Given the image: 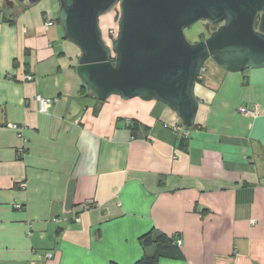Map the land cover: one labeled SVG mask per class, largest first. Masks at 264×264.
Returning <instances> with one entry per match:
<instances>
[{
	"label": "crops",
	"instance_id": "0c3cea01",
	"mask_svg": "<svg viewBox=\"0 0 264 264\" xmlns=\"http://www.w3.org/2000/svg\"><path fill=\"white\" fill-rule=\"evenodd\" d=\"M58 9L17 3L0 23V264H137L156 251L157 264H264V69L204 67L186 137L160 102L98 104ZM146 235L170 241L145 249Z\"/></svg>",
	"mask_w": 264,
	"mask_h": 264
},
{
	"label": "water",
	"instance_id": "95a60500",
	"mask_svg": "<svg viewBox=\"0 0 264 264\" xmlns=\"http://www.w3.org/2000/svg\"><path fill=\"white\" fill-rule=\"evenodd\" d=\"M41 0H18L36 4ZM9 11L15 2L4 0ZM58 20L80 48L77 73L100 102L113 96L157 101L182 126H195V88L212 59L230 73L264 69V0H59ZM120 4L118 37L104 40L100 18ZM199 22L218 25L191 43L185 30Z\"/></svg>",
	"mask_w": 264,
	"mask_h": 264
},
{
	"label": "built area",
	"instance_id": "2783aa9c",
	"mask_svg": "<svg viewBox=\"0 0 264 264\" xmlns=\"http://www.w3.org/2000/svg\"><path fill=\"white\" fill-rule=\"evenodd\" d=\"M120 11H121L120 4H117V5L114 7V9L111 11V13L113 12V14H115V19H116V17L119 15ZM116 22H117V21H116ZM55 24H56V20H54L53 18H50V17L46 20V23H45V25H46L47 28H49L50 26L55 25ZM116 24H117V25H116L115 27H113L112 29H110V31H109L110 45H111L112 42L118 37V34H119V26H118V22H117ZM204 70H205V69H203V71H204ZM33 79H34L33 75H30V74H29V75L26 76V80H27V81H32ZM36 100H37V102H38L39 105H40V112H41V113H48L49 110H50V108L52 107L53 102H52L51 100H49V99L44 98V97L41 96V95H38V96L36 97ZM240 111H241L242 113H244V114H248V115H250V116H252V117H255V116L258 115V113H257L256 110L249 109V108H246V107H242V108L240 109ZM125 125H126L128 128H130V127L132 126V121L129 120V119L126 120V121H125ZM7 127H8L9 129H12V130L16 131V132L18 133V138H19L20 140H22L24 144H27V143H28V139H27V138L25 137V135H24V131H23L24 129H23L22 126L17 125V124H9V125H7ZM173 130H174L175 132L183 131L184 135H185L186 137H188V129L185 128V127H183V126H179V127H178V126H174V127H173ZM25 152H26V147H21V148L19 149V154H20V155H24ZM22 186H23V187H26V184H22ZM16 208H17V209H22V206H21V205H16ZM177 244L180 245V244H181V241H180V240L177 241ZM48 256L51 257L50 254H49Z\"/></svg>",
	"mask_w": 264,
	"mask_h": 264
},
{
	"label": "trees",
	"instance_id": "16d2710c",
	"mask_svg": "<svg viewBox=\"0 0 264 264\" xmlns=\"http://www.w3.org/2000/svg\"><path fill=\"white\" fill-rule=\"evenodd\" d=\"M5 8L6 9H3V8L0 7V23H10V24H12L13 21H14V20H12V18H13V15L12 14L13 13L11 11H9V9L6 6H5ZM58 22H59V20H58ZM115 26H116V22L114 23V25H111L106 30L105 33L102 32L103 33L104 40L109 45H110L109 31H110V29H112ZM214 30H216V28L212 29V31H214ZM204 39H205L204 36H201V38H200L199 41L204 40ZM197 83H202L201 78L198 79V82ZM83 89L89 90L91 92V90L88 87H86V86H84ZM92 95L96 98V96L93 93H92ZM98 104H103V102H100L98 100ZM136 124H137L136 122H133L132 121V126L130 128L131 129L134 128V126H136ZM182 146L185 147L186 145L183 143ZM169 241H170L169 238L166 237L165 235H159V236H157L155 238H153L151 235H146V236H144V237L141 238V243H142V245L144 246L145 249H148L150 246H153V245H157L159 247H161V246L163 247L164 246L163 244H166ZM160 256H161V253L159 251H156V253L154 255L145 256V258L142 259L137 264H157ZM112 264H114V263H112Z\"/></svg>",
	"mask_w": 264,
	"mask_h": 264
},
{
	"label": "rangeland",
	"instance_id": "374dc122",
	"mask_svg": "<svg viewBox=\"0 0 264 264\" xmlns=\"http://www.w3.org/2000/svg\"><path fill=\"white\" fill-rule=\"evenodd\" d=\"M12 1H14V0H12ZM56 1L59 2V0H56ZM15 4H17V3L15 2ZM0 7L3 9H6L5 8V2L3 0H0ZM59 9H60V3H59ZM59 9H58V14H59ZM115 22H116V19H115V14H113V12L112 13L110 12L106 15H103L100 18V27H101L102 32L105 33L106 30L111 25H114ZM208 27L209 26L207 25V23L199 22L196 25H194L192 28L186 29L185 34H186L187 39L191 43H196V42H199L201 36H204V38L208 37L209 36L208 30H207ZM213 64L217 65L212 59H209L206 62L205 67H207L209 65H213Z\"/></svg>",
	"mask_w": 264,
	"mask_h": 264
},
{
	"label": "flooded vegetation",
	"instance_id": "af4514ba",
	"mask_svg": "<svg viewBox=\"0 0 264 264\" xmlns=\"http://www.w3.org/2000/svg\"><path fill=\"white\" fill-rule=\"evenodd\" d=\"M4 1V0H3ZM16 3H19L18 2V0H14ZM205 23H207V22H205ZM207 25L209 26L208 28H207V30H208V33L210 34V32H212V29H214V28H218V25H209L208 23H207ZM207 38V37H206Z\"/></svg>",
	"mask_w": 264,
	"mask_h": 264
}]
</instances>
